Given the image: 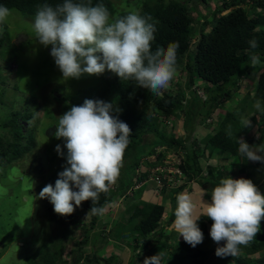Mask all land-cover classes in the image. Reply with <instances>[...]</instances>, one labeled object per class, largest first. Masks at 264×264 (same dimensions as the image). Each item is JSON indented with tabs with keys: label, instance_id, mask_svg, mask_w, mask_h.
Returning a JSON list of instances; mask_svg holds the SVG:
<instances>
[{
	"label": "rangeland",
	"instance_id": "374dc122",
	"mask_svg": "<svg viewBox=\"0 0 264 264\" xmlns=\"http://www.w3.org/2000/svg\"><path fill=\"white\" fill-rule=\"evenodd\" d=\"M177 1L187 2L192 15L201 23L205 18L210 20L218 7L232 0H206L203 5L195 0ZM112 3L114 15H110V21L122 13L133 10L139 12L142 7L135 0H112ZM247 4L242 7L249 10ZM34 17L11 11L6 21L0 24V33H6L7 39L12 44L18 35L26 36L24 42L14 44L12 48L4 45L0 50V80H4V83L6 81L7 85H0V150L6 146L7 141L12 140V131L3 124L6 122L11 125L10 119L16 112L22 115L29 113L27 115L29 121L22 119L18 123L22 126L23 133H32L34 141V146L20 158L10 163H7L6 159H3L6 161L0 160V264H41L47 257L49 260L50 255L54 264L74 262L75 264H144L145 258L152 257L160 251L165 253L162 264H235L229 256L221 258L209 252L216 245L209 235L210 230L203 234V242L196 247L189 244L180 245L184 240L175 230L174 222L169 227L161 228L162 234L157 233L140 242L134 241L135 233L132 231V226L138 222V218L130 220V216L140 202L162 204L168 208L171 203V193L179 190L182 183L185 187L181 192L187 190L193 194L194 199L210 200L211 192L199 188L192 181L186 182L187 180L181 176L177 177L179 175L177 164L180 158L184 157L181 152L168 151L156 162L155 167L150 168V175L155 171L156 174L161 173L166 176V180L161 184L156 183L155 179H147L145 182L135 184L125 194L117 195L114 201L107 205L106 213L97 218L86 239L83 230L89 228L91 214L88 215L89 212L80 205L73 213V220H66L62 225L65 237L56 241L53 224L48 221L47 204L44 199H39V193L50 178H56L57 172H62L67 166L66 159L61 158L55 151L57 145L63 144V140L55 138L58 117L74 104L88 99L96 90L101 89L105 79H113L114 75L106 70L99 76L85 74L79 79H63L62 73L50 55L51 46L44 47L38 43L33 30ZM193 27L195 29L191 39L195 42L198 28L195 25ZM186 60L187 58L184 57L183 66ZM183 66L176 67L173 79L163 91L168 92L169 89L172 94L181 88L183 96L187 99L191 92L201 100L205 99L208 93L203 88L208 84L197 83L194 88L187 87L190 88L187 91ZM253 69L251 66L245 70L247 77L241 79L237 90L230 88L231 98L228 101L221 99L220 108L211 118L206 121L205 119L195 121L199 124L190 131V136L185 134L184 115L181 112L179 117L175 119L171 117L170 120H166L161 114H154L152 125L158 133L167 137L183 136L184 145L188 148L195 150L193 143L196 140L200 148L204 149L205 143L219 124L218 115L223 118L226 112H231L234 117L230 123L236 127L238 134H241L245 141L253 137L260 138L259 130L264 129V116L260 114L261 109L257 110L254 107L255 102L250 101L256 90L257 80L256 74L254 72L253 75L251 74ZM116 109L120 111L118 104L114 106V111H117ZM205 109H209V106H203V110ZM242 119H249L252 127L244 128ZM195 123H190L188 128L191 129ZM147 138L151 139V136H145V139ZM158 151L164 150L156 149V153ZM156 153L148 161H155ZM223 156L229 158L228 163L238 162L236 157L230 158L224 153ZM201 159L204 160L202 156ZM204 161L215 166L218 163L216 159ZM250 163L255 162L250 161ZM146 169L147 165H143L142 170ZM205 173L206 170L203 175ZM172 178L173 182L167 180ZM240 178L244 176L241 175L238 179ZM117 185L116 180L115 187ZM256 186L260 192L264 191V169ZM163 217L166 219L168 214ZM197 223L199 224L200 220ZM45 250H48L50 255L45 254ZM78 251L84 254L79 261L74 259ZM199 251L206 252L205 256L199 254ZM261 254H264V250L251 257L257 258ZM193 260L196 262L194 263Z\"/></svg>",
	"mask_w": 264,
	"mask_h": 264
},
{
	"label": "trees",
	"instance_id": "16d2710c",
	"mask_svg": "<svg viewBox=\"0 0 264 264\" xmlns=\"http://www.w3.org/2000/svg\"><path fill=\"white\" fill-rule=\"evenodd\" d=\"M197 1L201 5L206 3V0H195V2ZM72 2L91 6L103 4L110 15H114L112 0H72ZM135 2L140 3L142 6L139 13L145 17L150 16L151 20L149 22L154 24L156 28L151 50L155 52L158 47L167 49L170 43L178 42L176 67L183 66V58H187L182 67L186 75V90L189 91L190 88H194L195 84L204 82L208 84L203 88L208 94L205 99H202L203 101L194 92L189 93L190 97L187 99L183 96L181 88L172 94L169 89L168 92L161 90V93L156 95L149 89L141 87L134 79L120 80L117 75L111 72L114 78L105 79L101 89L96 90L88 99L104 101L113 105L118 104L120 111H113L112 114L130 127V143L123 155L122 167L117 178L118 185L115 187V184H113L108 192L101 193L98 203L94 206L109 205L117 195H123L131 190L135 184L151 179L150 177L153 175L149 173L150 168L155 167L156 162L163 158L168 151L181 152L184 156L180 158L177 164L179 172L177 177L181 176L187 180H185L186 182L192 181L199 188L208 192H212L221 179L228 177L238 179L241 175L244 176V179L252 180L256 185L261 178L264 164L259 162L250 163L246 157L239 153L237 139L243 138V136L238 134L236 127L230 123L232 117H234L231 112H226L223 118L218 115L219 124L213 130L214 134L205 143L206 147L204 146V149L200 148L196 140L193 143L195 150L188 148L184 145L183 136L177 138L167 137L158 133L152 124L154 114H161L166 120H170L171 117L174 119L179 117L181 112L184 115L183 127L185 134L190 136V131L193 130L196 124H199L195 121L199 122L203 119L206 121L211 118L212 114L220 108L221 99L228 101L231 98L230 88L238 89L237 86L241 79L247 77L245 76V70L251 66L254 68L251 74L253 75L254 72L257 80L256 90L250 101L256 103L259 100L261 102L260 114L264 116V0H232L228 4L223 3L221 7L216 9L210 20L205 18L201 23L192 15L187 2L177 0L168 2L163 0H135ZM62 3H64V0H0V5L7 7L10 11L28 16H35L40 5L48 4L55 7ZM246 4L249 6V10L242 7ZM127 14L122 13L118 17ZM193 25L198 28V36L195 42H192L191 39L195 29ZM253 39L258 42V47L254 50L249 46V41ZM4 45L7 48L14 46L7 39L6 33H0V50ZM252 52L259 56V64L253 65L251 63L250 55ZM0 85L7 86L6 81L4 83V80H0ZM83 102L74 105H81ZM205 105H208L209 109L203 110ZM27 115L29 113L22 115L16 112L13 118L10 119L11 125L6 122L3 124L4 127L12 131V140L7 141L6 146H1L0 160L6 159L7 163H10L20 158L34 146L32 133H23L22 126L18 123L22 119L29 121L30 118ZM192 122L195 124L189 129L188 125ZM259 132L260 138L253 137L245 142L250 146L264 144V129L259 130ZM147 135L151 136V139H145ZM156 149L164 151L156 153ZM63 151L66 156L67 150L63 149ZM155 153V161H148ZM223 153L230 158L236 157L238 162L228 163L229 158L224 157ZM201 156L204 160L216 159L218 163L216 166L209 165L201 159ZM141 162H143V165H147L146 170H142L143 165ZM204 170H206V173L203 175ZM58 174L57 172L56 178H58ZM56 178H50L45 186L48 184L55 186ZM184 187L185 184L182 183L179 190H177L178 192L173 191L171 193V203L168 208L156 203L140 202L137 204L130 216V220L138 218V222L132 226V231L135 233L134 241L140 242L153 237L157 233L162 234L161 228L169 227L174 222L176 196ZM73 190L76 189L73 187ZM261 194L264 195V191ZM44 200L47 204L48 221L53 224L56 241H60L65 237L62 225L66 220L72 221L73 214L67 217L59 216L54 212L49 200ZM81 205L88 212L93 206L91 200L85 201ZM165 214H168L166 219L163 217ZM99 216L91 214L90 226L88 229L83 230L85 239ZM212 223L210 219L202 217L198 226L203 234H206ZM75 244L77 243L75 242ZM185 244L188 243L184 241L180 245L184 246ZM217 247L216 244L213 250L209 252L215 255ZM79 248L81 250V246ZM175 250L172 252L173 254ZM262 250H264V220L261 221V230L253 241L246 247L241 246L236 256L229 257L235 264H264V254L257 258L251 257V255L262 252ZM45 254L50 255L48 250H45ZM76 254L77 257L74 259L78 261L84 256L83 252L80 251ZM199 254L205 256L206 252L199 251ZM194 256L192 255V257ZM52 262L54 260L50 255V259L48 260L47 257L46 261L41 264H54ZM193 262L196 261L193 260Z\"/></svg>",
	"mask_w": 264,
	"mask_h": 264
},
{
	"label": "clouds",
	"instance_id": "9594fccd",
	"mask_svg": "<svg viewBox=\"0 0 264 264\" xmlns=\"http://www.w3.org/2000/svg\"><path fill=\"white\" fill-rule=\"evenodd\" d=\"M10 15L11 11L0 5V24ZM150 20V16L133 10L110 21L103 4L91 6L64 0L55 7L38 6L33 30L40 45L51 46L50 55L63 79H79L85 74L99 76L107 70L120 80L134 79L159 95L176 73L179 44L170 43L167 49L158 47L153 52L151 43L156 28ZM249 46L254 50L258 42L253 39ZM250 60L253 65L260 63L255 52ZM254 107L260 110L261 102L257 100ZM113 111L111 103L86 99L58 117L55 138L64 143L57 145L55 151L66 159L67 166L58 174L55 186L48 184L39 193V199H48L57 215L71 216L89 200L93 206L88 215L106 213L107 205H94L100 194L115 184L131 135L130 127L114 117ZM241 123L244 128L252 127L249 119H242ZM237 143L239 153L247 161L264 164V144L250 146L243 138ZM63 149L67 150L66 157ZM174 216L175 230L192 247L204 239L197 222L202 217L210 219L213 223L209 235L218 245L215 255L234 257L261 230L264 195L252 180L228 177L214 187L210 200L194 199L187 190L179 193ZM164 255L160 251L145 258L144 264H162Z\"/></svg>",
	"mask_w": 264,
	"mask_h": 264
},
{
	"label": "built area",
	"instance_id": "2783aa9c",
	"mask_svg": "<svg viewBox=\"0 0 264 264\" xmlns=\"http://www.w3.org/2000/svg\"><path fill=\"white\" fill-rule=\"evenodd\" d=\"M174 175L176 174V173H173ZM152 177H150L152 180L153 179H155V181H156V183H159V184H161L162 182H163V180H166V176L165 175H163V174H156V172L155 171H152ZM168 181H172L173 182V178L172 179H167Z\"/></svg>",
	"mask_w": 264,
	"mask_h": 264
},
{
	"label": "water",
	"instance_id": "95a60500",
	"mask_svg": "<svg viewBox=\"0 0 264 264\" xmlns=\"http://www.w3.org/2000/svg\"><path fill=\"white\" fill-rule=\"evenodd\" d=\"M25 40H26V36L20 34V35L17 36V38H16V40H15L14 43H15L16 45H18V44L24 42ZM49 132L51 133L52 131H49Z\"/></svg>",
	"mask_w": 264,
	"mask_h": 264
}]
</instances>
